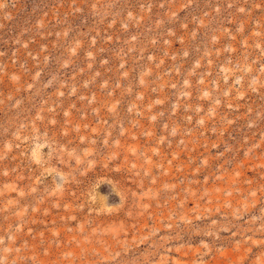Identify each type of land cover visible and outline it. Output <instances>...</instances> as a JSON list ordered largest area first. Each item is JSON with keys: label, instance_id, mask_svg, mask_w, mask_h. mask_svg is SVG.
I'll list each match as a JSON object with an SVG mask.
<instances>
[{"label": "rangeland", "instance_id": "obj_1", "mask_svg": "<svg viewBox=\"0 0 264 264\" xmlns=\"http://www.w3.org/2000/svg\"><path fill=\"white\" fill-rule=\"evenodd\" d=\"M0 264H264V0H0Z\"/></svg>", "mask_w": 264, "mask_h": 264}]
</instances>
